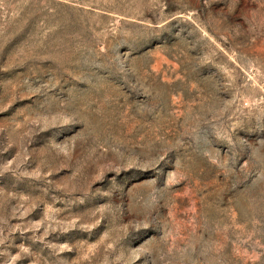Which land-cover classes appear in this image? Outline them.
Here are the masks:
<instances>
[{
  "label": "rangeland",
  "instance_id": "1",
  "mask_svg": "<svg viewBox=\"0 0 264 264\" xmlns=\"http://www.w3.org/2000/svg\"><path fill=\"white\" fill-rule=\"evenodd\" d=\"M0 264H264V0H0Z\"/></svg>",
  "mask_w": 264,
  "mask_h": 264
}]
</instances>
